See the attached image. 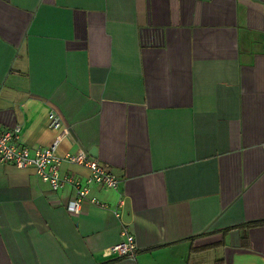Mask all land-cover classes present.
Here are the masks:
<instances>
[{
  "label": "crops",
  "instance_id": "0c3cea01",
  "mask_svg": "<svg viewBox=\"0 0 264 264\" xmlns=\"http://www.w3.org/2000/svg\"><path fill=\"white\" fill-rule=\"evenodd\" d=\"M52 109L59 155L119 184L72 214L71 184L0 162V264H264V0H0V129L33 153ZM124 228L136 257L101 260Z\"/></svg>",
  "mask_w": 264,
  "mask_h": 264
},
{
  "label": "built area",
  "instance_id": "2783aa9c",
  "mask_svg": "<svg viewBox=\"0 0 264 264\" xmlns=\"http://www.w3.org/2000/svg\"><path fill=\"white\" fill-rule=\"evenodd\" d=\"M49 118L50 128L55 130L57 135L50 145L37 149L33 153L22 144L20 126L8 130L0 129V162L12 163L19 168H34L40 178L49 183L53 190L71 184L75 189V194L67 204V210L72 214L80 213L83 203L87 199L93 204L101 205L102 203L97 198L89 197L91 185L97 184L106 188H116L119 184L118 176L83 149L60 156L58 148L70 131L64 125L63 117L58 111L52 109L49 112ZM63 160L86 168L89 173L85 180L75 175L62 176L60 167ZM123 203V200L119 201V208ZM116 213L117 216L121 215L119 211ZM122 236L123 239L120 242L100 251L99 258L101 260L136 257L138 248L134 234L124 228Z\"/></svg>",
  "mask_w": 264,
  "mask_h": 264
},
{
  "label": "trees",
  "instance_id": "16d2710c",
  "mask_svg": "<svg viewBox=\"0 0 264 264\" xmlns=\"http://www.w3.org/2000/svg\"><path fill=\"white\" fill-rule=\"evenodd\" d=\"M251 225H259V224H264V221H259V222H254V223H250Z\"/></svg>",
  "mask_w": 264,
  "mask_h": 264
},
{
  "label": "water",
  "instance_id": "95a60500",
  "mask_svg": "<svg viewBox=\"0 0 264 264\" xmlns=\"http://www.w3.org/2000/svg\"><path fill=\"white\" fill-rule=\"evenodd\" d=\"M94 153V152H93Z\"/></svg>",
  "mask_w": 264,
  "mask_h": 264
}]
</instances>
